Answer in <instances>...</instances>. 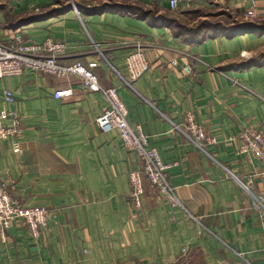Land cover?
Masks as SVG:
<instances>
[{
    "label": "crops",
    "instance_id": "0c3cea01",
    "mask_svg": "<svg viewBox=\"0 0 264 264\" xmlns=\"http://www.w3.org/2000/svg\"><path fill=\"white\" fill-rule=\"evenodd\" d=\"M199 12L203 22L231 21L206 22L218 33L186 24ZM47 38L66 46L59 64H97L99 85L117 89L129 125L141 126L168 166L181 205L143 178L134 207L129 174L141 162L116 130L97 128L105 98L77 77L25 70L0 80V112L16 113L22 128L16 143L0 141V178L14 201L51 216L37 240L12 224L0 236V264H264V212L243 187L251 179L261 193L263 168L239 154L238 140L245 129L264 136V0L175 11L167 0H0L1 43ZM137 47L149 69L128 87L115 72L126 77L124 59ZM67 88L70 98L53 97ZM188 115L213 141L188 140Z\"/></svg>",
    "mask_w": 264,
    "mask_h": 264
},
{
    "label": "built area",
    "instance_id": "2783aa9c",
    "mask_svg": "<svg viewBox=\"0 0 264 264\" xmlns=\"http://www.w3.org/2000/svg\"><path fill=\"white\" fill-rule=\"evenodd\" d=\"M212 0H167L170 10L175 11L179 8L190 9L196 4L209 3ZM246 1V0H243ZM77 15L78 12H77ZM19 41V37L16 38ZM66 46L61 41H54L50 38L37 44L28 42L26 44H4L0 42V80L10 77L20 76L25 70L46 73L56 77L74 76L82 81L83 87L92 93H100L106 102V107L101 115L96 119V126L101 132L116 130L119 140L124 148L135 152L141 162V168L130 172V200L134 207L140 206L142 197L143 183L145 178L148 185L155 190L171 206H179L180 201L177 197L175 188L169 183L166 175L168 166L160 160L155 147L151 146L144 134L141 126L131 127L128 123V111L123 101L119 97L116 88H103L98 83V78L93 72L96 63L87 66L76 62L68 65L58 63V58L64 54ZM126 77L119 73L115 74L122 81L123 85L131 87V83L141 78L149 69V63L145 57L143 49L137 47L124 59ZM175 68L177 62H170ZM183 72L192 76L193 72L188 67L183 68ZM72 89H59L53 94L57 100L70 98ZM4 102L12 105L15 98L10 90L3 91ZM22 134L21 123L14 112H0V141L11 140L14 143ZM188 140L200 147L207 139L201 126L196 124L191 116L186 118V132ZM239 154L250 155L259 161L263 170L259 174L261 193H252L253 183L249 179L244 189L252 198V209L264 212V136L261 132L254 129H245L238 134ZM50 212L45 207L35 206L26 207L20 205L12 199L6 189L5 182L0 178V236L4 238L6 230L12 224L17 223L27 227L29 235L37 240L40 238L41 231L46 227L50 219Z\"/></svg>",
    "mask_w": 264,
    "mask_h": 264
},
{
    "label": "rangeland",
    "instance_id": "374dc122",
    "mask_svg": "<svg viewBox=\"0 0 264 264\" xmlns=\"http://www.w3.org/2000/svg\"><path fill=\"white\" fill-rule=\"evenodd\" d=\"M218 16L219 15H214V16H210V17L206 16V17H208V19H206V22L213 23V22L222 21L223 24H228L231 21L230 19L222 17V16L220 18H218ZM201 17H205V14L202 12H199L196 15L188 16L186 18L188 21H186V20H184V21H186V24H190L191 22L196 20V24H200L203 22ZM206 22H204V23H206ZM195 25H193V26H195Z\"/></svg>",
    "mask_w": 264,
    "mask_h": 264
},
{
    "label": "trees",
    "instance_id": "16d2710c",
    "mask_svg": "<svg viewBox=\"0 0 264 264\" xmlns=\"http://www.w3.org/2000/svg\"><path fill=\"white\" fill-rule=\"evenodd\" d=\"M199 28L198 29H201L202 27H206V28H209V25L207 24V23H201L199 26H198ZM211 28H209L210 29V31H212L213 33H218V32H220L221 30H218V28H220L219 26H210ZM183 31H186V30H183ZM193 31V30H192ZM196 31H199V30H196Z\"/></svg>",
    "mask_w": 264,
    "mask_h": 264
}]
</instances>
